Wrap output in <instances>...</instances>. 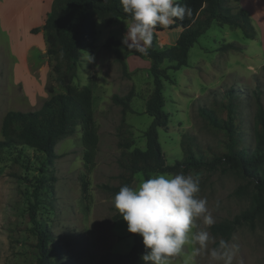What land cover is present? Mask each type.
Wrapping results in <instances>:
<instances>
[{
    "label": "rangeland",
    "instance_id": "1",
    "mask_svg": "<svg viewBox=\"0 0 264 264\" xmlns=\"http://www.w3.org/2000/svg\"><path fill=\"white\" fill-rule=\"evenodd\" d=\"M52 1L0 0V141L2 121L8 112L36 111L52 96L63 92L55 82L54 62L47 55L42 31ZM229 6L249 17L255 37L246 39L240 29L213 23L190 49L188 66L168 70L169 80L163 82L162 91L168 124L167 129L157 130L167 165L182 159L180 140L184 135L194 136L200 146L217 147L220 137L205 125L199 109L209 107L214 98L219 99L227 90L237 97L242 146L253 147L256 94L264 105V0H229ZM128 23L130 20L122 19L111 24L95 21L92 48L81 53L72 81L73 86H87L92 91L98 136L93 170L88 173L83 165L79 127L57 143L56 158L51 165L46 164L42 153L28 147L5 149L0 154V264H36V236L27 214L33 201L32 190L44 175L40 172L43 167L46 178L53 180L42 190L36 220L53 235L55 264H99L106 254L125 255L131 250L134 240L126 222L122 218L113 219L118 211L112 203L114 194L102 188L118 185L120 170L116 160L123 151L119 146L121 119L124 117L131 126L135 147L141 149L145 148L144 132L152 122L145 113L146 100L153 90L150 61L145 56L129 54L123 59L124 70L115 52L104 47L109 38L122 41ZM178 34V29L168 27L155 31L156 48L172 46ZM226 44H234L240 51L222 50ZM119 50L133 51L124 45ZM167 66V62L162 64L163 68ZM131 90L134 113L123 115L111 97L125 96ZM183 172L199 179V195L207 198L215 224L231 220L249 208L252 186L232 172L204 169ZM82 179L89 184L85 196ZM141 180L143 174H136L130 186ZM241 187L244 192L240 194ZM196 223L203 227L202 221ZM214 236L217 242L224 239ZM227 241L237 249L233 264H264V220L254 227L240 226ZM192 251L193 246L186 245L172 259V264H184ZM193 264L208 261L201 256L194 258Z\"/></svg>",
    "mask_w": 264,
    "mask_h": 264
},
{
    "label": "trees",
    "instance_id": "2",
    "mask_svg": "<svg viewBox=\"0 0 264 264\" xmlns=\"http://www.w3.org/2000/svg\"><path fill=\"white\" fill-rule=\"evenodd\" d=\"M192 9L191 17L184 20L174 18L168 26L170 30L180 29L175 43L159 50L155 40L147 55L134 51H119L122 43L109 38L104 47L112 49L122 68L126 70L124 58L129 54L137 57H147L150 61L149 72L152 76L153 90L145 103V113L152 122L144 132L145 148L135 147L131 126L121 119L119 137L120 148L123 151L116 162L120 170L118 185L102 188L116 194L120 187L131 185L136 174H143V180L154 173H176L204 169L212 172H232L252 186L251 203L247 210L231 220L214 224L210 231L228 240L232 233L242 225L254 227L255 223L264 220V105L256 94L257 105L253 114L252 138L253 147L242 146L240 137L241 119L236 108V95L231 90L221 93L219 99H213L209 107L199 109V115L205 125L217 134L220 139L217 147L200 146L192 135H184L180 140L183 157L174 165H167L164 154L158 142V129H167L168 114L163 111V82L169 80L168 70L178 71L188 66V54L198 38L204 34L213 23L219 26L227 25L232 29H240L246 39L253 40L255 30L249 17L243 11H234L229 6V0H181ZM117 19L130 20L124 13L120 0H53L49 13L42 25L47 55L53 60L52 73L55 82L63 92L45 101L40 109L32 112H8L2 121L0 154L5 149L28 147L45 156L46 164L51 165L56 158L57 143L75 132L81 131L83 147V165L90 173L95 165L98 148V136L93 117L92 91L89 87H75L72 84L81 59V53L92 48L95 37V21L111 24ZM157 32L162 31L157 26ZM240 51L234 44H226L222 50ZM167 62L166 68L162 64ZM131 90L125 96L113 95L112 102L121 107L123 115L134 113L131 108L133 98ZM45 164V165H46ZM42 175L35 184L29 203L28 220L34 226L36 264H55L54 251L51 247L53 235L51 231L36 220L37 208L42 190L52 178H46L45 167L40 169ZM88 182L81 180V190L85 196L88 192ZM241 194L242 187L238 189ZM117 211L114 221L121 219ZM134 243L131 250L125 254H106L99 264H143L141 256L145 249L142 238L131 234Z\"/></svg>",
    "mask_w": 264,
    "mask_h": 264
},
{
    "label": "clouds",
    "instance_id": "3",
    "mask_svg": "<svg viewBox=\"0 0 264 264\" xmlns=\"http://www.w3.org/2000/svg\"><path fill=\"white\" fill-rule=\"evenodd\" d=\"M120 3L130 17L122 45L143 55L148 54L157 26L167 28L174 18L182 21L192 15L191 7L181 0ZM200 191L199 179L183 171L154 173L135 186L120 187L112 203L126 222L127 231L142 238L143 264H172L186 245H192L193 251L184 264H193L194 258L201 256L207 258L208 264H233L236 246L222 238L217 242L210 232L216 218ZM197 220L202 221L203 227Z\"/></svg>",
    "mask_w": 264,
    "mask_h": 264
},
{
    "label": "crops",
    "instance_id": "4",
    "mask_svg": "<svg viewBox=\"0 0 264 264\" xmlns=\"http://www.w3.org/2000/svg\"><path fill=\"white\" fill-rule=\"evenodd\" d=\"M231 8H232V7H231ZM232 9H233V8H232ZM233 10H234V9H233ZM178 30H179V34H180L181 30H180V29H178ZM179 34H178V36H179ZM178 36L174 38L172 45H173V44L175 43V41L177 40ZM118 41H120V42L122 43L121 40H118ZM121 47H123V45H121ZM119 51H121V52H125V51H122V50H119ZM131 56H132V55H131Z\"/></svg>",
    "mask_w": 264,
    "mask_h": 264
}]
</instances>
